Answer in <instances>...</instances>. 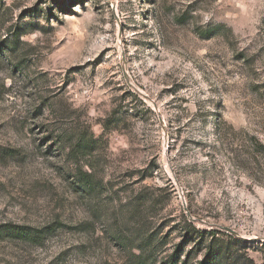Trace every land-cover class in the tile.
<instances>
[{"label":"rangeland","instance_id":"obj_1","mask_svg":"<svg viewBox=\"0 0 264 264\" xmlns=\"http://www.w3.org/2000/svg\"><path fill=\"white\" fill-rule=\"evenodd\" d=\"M261 146L264 0H0V264H264Z\"/></svg>","mask_w":264,"mask_h":264},{"label":"trees","instance_id":"obj_2","mask_svg":"<svg viewBox=\"0 0 264 264\" xmlns=\"http://www.w3.org/2000/svg\"><path fill=\"white\" fill-rule=\"evenodd\" d=\"M261 147L264 149L263 146H261ZM77 181H78V186L80 189L79 191L81 193H85L87 195H90L93 193L94 184L91 182V180L88 178L87 175L80 174V178H78ZM105 218L106 219H113V217H111V216H105ZM185 223L187 225L188 221H186ZM191 229H192V227L186 228V231L187 230L189 231ZM4 230L6 231V233L8 235H10L11 237H14V238H18V237L22 238L25 236L23 229L19 226H15V225L6 226ZM113 233H117V235L114 236V237H116L117 242H120V241L125 239L124 233L122 231L114 229ZM180 252H181V247L179 246L178 248H176V251H175V254L173 255V257L169 259V262H164L163 264H178L180 261V258H179ZM220 253H221V250L214 252L213 249L211 248L208 251V255L199 264H216V263L221 262L222 258H219ZM140 264H142V263H140Z\"/></svg>","mask_w":264,"mask_h":264},{"label":"water","instance_id":"obj_3","mask_svg":"<svg viewBox=\"0 0 264 264\" xmlns=\"http://www.w3.org/2000/svg\"><path fill=\"white\" fill-rule=\"evenodd\" d=\"M225 230L228 231V232H231L232 234H234L233 231H231V230H229V229H227V228H225Z\"/></svg>","mask_w":264,"mask_h":264}]
</instances>
